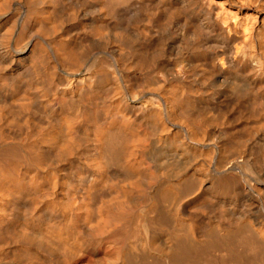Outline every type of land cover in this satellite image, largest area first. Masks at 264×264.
Listing matches in <instances>:
<instances>
[{"label":"bare ground","instance_id":"1","mask_svg":"<svg viewBox=\"0 0 264 264\" xmlns=\"http://www.w3.org/2000/svg\"><path fill=\"white\" fill-rule=\"evenodd\" d=\"M0 264H264V0H0Z\"/></svg>","mask_w":264,"mask_h":264}]
</instances>
